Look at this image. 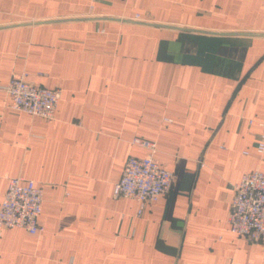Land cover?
Returning <instances> with one entry per match:
<instances>
[{
    "label": "crops",
    "instance_id": "crops-1",
    "mask_svg": "<svg viewBox=\"0 0 264 264\" xmlns=\"http://www.w3.org/2000/svg\"><path fill=\"white\" fill-rule=\"evenodd\" d=\"M22 74L59 91L52 119L9 108ZM258 122L264 0H0V203L18 176L44 200L43 232L1 231L0 264H264L227 222L264 172ZM134 139L175 174L140 217L113 195L148 154Z\"/></svg>",
    "mask_w": 264,
    "mask_h": 264
},
{
    "label": "built area",
    "instance_id": "built-area-1",
    "mask_svg": "<svg viewBox=\"0 0 264 264\" xmlns=\"http://www.w3.org/2000/svg\"><path fill=\"white\" fill-rule=\"evenodd\" d=\"M5 91L10 109L46 120L52 119L60 97L58 90L28 83L25 74L12 76ZM258 127L255 150L258 155H264V123L258 122ZM133 144L146 148L148 154L127 159L119 181L113 186V195L134 200L138 207L135 216L140 217L146 204L157 202L172 190L175 174L154 159L153 143L134 139ZM199 166L203 164L199 162ZM233 190L227 218L230 232L252 244L264 243V172L254 170L244 174ZM43 201V190L35 181L19 176L8 178L0 203V234L3 229L13 228L24 229L31 235L43 232L38 223Z\"/></svg>",
    "mask_w": 264,
    "mask_h": 264
}]
</instances>
